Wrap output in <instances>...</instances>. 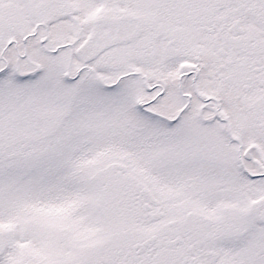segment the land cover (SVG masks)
Segmentation results:
<instances>
[{
    "label": "snow or ice",
    "instance_id": "6c2138e0",
    "mask_svg": "<svg viewBox=\"0 0 264 264\" xmlns=\"http://www.w3.org/2000/svg\"><path fill=\"white\" fill-rule=\"evenodd\" d=\"M0 264H264V0H0Z\"/></svg>",
    "mask_w": 264,
    "mask_h": 264
}]
</instances>
